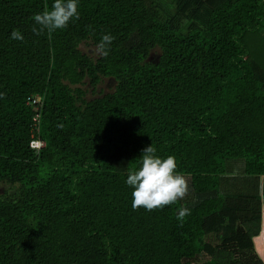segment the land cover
<instances>
[{
  "label": "trees",
  "instance_id": "obj_1",
  "mask_svg": "<svg viewBox=\"0 0 264 264\" xmlns=\"http://www.w3.org/2000/svg\"><path fill=\"white\" fill-rule=\"evenodd\" d=\"M176 1L162 20L152 0H78L49 36L33 17L54 0H0V185L15 188L0 194V264H263L264 0ZM182 17L199 25L183 33ZM106 34L107 56L81 53ZM102 78L114 90L85 100ZM152 144L189 191L133 210L126 180Z\"/></svg>",
  "mask_w": 264,
  "mask_h": 264
},
{
  "label": "clouds",
  "instance_id": "obj_2",
  "mask_svg": "<svg viewBox=\"0 0 264 264\" xmlns=\"http://www.w3.org/2000/svg\"><path fill=\"white\" fill-rule=\"evenodd\" d=\"M78 7V0H54L51 8L46 6L42 12L34 15L33 32L41 35L46 30L50 36L54 31L66 28L72 20L79 19ZM11 38L22 41L24 36L19 30H13ZM114 39L110 34L104 35L97 45V52L107 56ZM4 95L0 93V97ZM140 161L139 168L131 170L126 180L127 185L134 189L133 210L141 207L149 211L162 209L186 197L189 191L188 180L177 173L175 157L158 156L157 149L152 144L143 149ZM186 214L188 210L183 209L177 218L182 220Z\"/></svg>",
  "mask_w": 264,
  "mask_h": 264
},
{
  "label": "rangeland",
  "instance_id": "obj_3",
  "mask_svg": "<svg viewBox=\"0 0 264 264\" xmlns=\"http://www.w3.org/2000/svg\"><path fill=\"white\" fill-rule=\"evenodd\" d=\"M152 2L155 4V6L158 8L160 12V16L162 20H168L171 17L175 16L177 13V1L176 0H152ZM180 30L183 33H186L194 26L199 25L197 20L188 19L186 17H182L178 20H176ZM79 50L81 53L87 55L92 60H96L99 56V53L97 52V48L91 44L90 42L82 43L79 47ZM159 50L155 49L152 51L149 62L156 63L159 58ZM115 82L114 80L110 78H102L99 84L95 89H92L90 85L85 82L82 86H79L81 90L85 93V100L90 101L94 98H98L104 94L111 93L114 90ZM242 161H237L236 166H233L232 168H227L228 176L232 175H239L242 172ZM15 191L14 187H10L8 185H0V194L3 195L4 193H13ZM207 241L216 244L218 242L217 236H210L206 238Z\"/></svg>",
  "mask_w": 264,
  "mask_h": 264
},
{
  "label": "crops",
  "instance_id": "obj_4",
  "mask_svg": "<svg viewBox=\"0 0 264 264\" xmlns=\"http://www.w3.org/2000/svg\"><path fill=\"white\" fill-rule=\"evenodd\" d=\"M260 36L264 39V28L260 31ZM237 161H233V160L229 161L227 168L230 169L233 166L238 165ZM241 164L243 167V162H241ZM259 188H260L259 189L260 190V231L258 235L253 238V247L256 255L264 264V175H261L259 177Z\"/></svg>",
  "mask_w": 264,
  "mask_h": 264
},
{
  "label": "built area",
  "instance_id": "obj_5",
  "mask_svg": "<svg viewBox=\"0 0 264 264\" xmlns=\"http://www.w3.org/2000/svg\"><path fill=\"white\" fill-rule=\"evenodd\" d=\"M31 104H33V105H39L40 104V99L39 98H33L31 100ZM33 127L35 128V132L38 133L37 120H34ZM44 146H45V143L42 140H40L39 138H35L34 137V134H33L32 135V140L30 142V148H32L37 153Z\"/></svg>",
  "mask_w": 264,
  "mask_h": 264
}]
</instances>
